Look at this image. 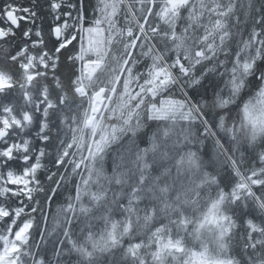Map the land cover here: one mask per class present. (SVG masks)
Returning <instances> with one entry per match:
<instances>
[{"label": "snow or ice", "instance_id": "1", "mask_svg": "<svg viewBox=\"0 0 264 264\" xmlns=\"http://www.w3.org/2000/svg\"><path fill=\"white\" fill-rule=\"evenodd\" d=\"M0 264H264V0H0Z\"/></svg>", "mask_w": 264, "mask_h": 264}]
</instances>
